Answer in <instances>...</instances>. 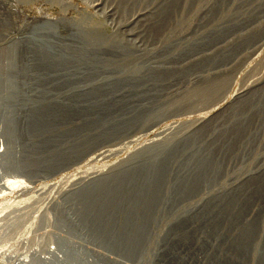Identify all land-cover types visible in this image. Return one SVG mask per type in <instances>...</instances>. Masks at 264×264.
<instances>
[{
    "label": "rangeland",
    "instance_id": "rangeland-1",
    "mask_svg": "<svg viewBox=\"0 0 264 264\" xmlns=\"http://www.w3.org/2000/svg\"><path fill=\"white\" fill-rule=\"evenodd\" d=\"M11 4L3 11L7 86L0 84V130L11 147L1 173L11 192L1 198H29L65 226L119 239L128 253L138 247L142 264H264V231L247 250L264 223V0ZM75 17L91 29L78 28ZM25 89L65 103L14 106L11 95L21 101ZM109 89L118 103L98 110L120 111L118 136L83 156L75 135L62 155L44 144L49 123H84L95 110L89 101ZM128 126L134 129L124 133ZM167 138L177 142L151 167L137 160L111 183L119 184L117 198L81 193L91 179ZM167 165L179 173L168 197L155 201ZM202 181L205 191L196 195Z\"/></svg>",
    "mask_w": 264,
    "mask_h": 264
},
{
    "label": "built area",
    "instance_id": "built-area-1",
    "mask_svg": "<svg viewBox=\"0 0 264 264\" xmlns=\"http://www.w3.org/2000/svg\"><path fill=\"white\" fill-rule=\"evenodd\" d=\"M35 208L21 202L5 212L0 264H142L138 247L135 253H127L119 239L98 235L85 226H65L55 221L57 214Z\"/></svg>",
    "mask_w": 264,
    "mask_h": 264
},
{
    "label": "water",
    "instance_id": "water-1",
    "mask_svg": "<svg viewBox=\"0 0 264 264\" xmlns=\"http://www.w3.org/2000/svg\"><path fill=\"white\" fill-rule=\"evenodd\" d=\"M176 22H174L173 24L174 28L180 23V20L178 19ZM97 75H99V78H102L104 73L98 72ZM29 91L30 90L28 89H25V91H23L24 98L21 101H19V99H16V97H18V93L12 94L11 96L15 98L14 106L20 108L40 104L65 103V99L62 96H44L40 98H33L30 95ZM114 93V89H109L104 93H99L93 99H91V101L89 102L95 105V110L93 112L85 114L86 120L82 124L68 126L62 123H49L45 130L47 138L43 141L44 144L48 145V148L54 149L56 153L62 155L68 151V147H65L63 145V139L65 137H69L71 135L78 136L85 132L90 133V136L92 137H100L104 132L109 133L114 131V129H118L122 124V115L119 110H107L106 112H101V110H98V108H103L104 106L109 107L118 103L119 99L115 97ZM2 103L3 99L0 98V105ZM36 118L41 117L37 115ZM56 137L59 138L60 142H54ZM176 142L177 139L167 138L164 140L156 141L141 148L140 150L131 154L129 158L125 159L119 167L115 166L110 171L101 174L85 183L81 188V193H83V195L85 196H88L89 198H117V186L119 184L116 183L114 186L111 184L112 182H119L121 180L120 177L122 176V173L129 170V168H131L137 160L141 161L140 168L147 170L155 163L159 154H161L164 150L173 147ZM178 173L179 171L177 169H174L170 165L166 166V173L164 174L156 188L155 201H162L168 197L171 181ZM206 186V181L200 182L196 188V195H201L205 191ZM133 187L139 190L138 186ZM263 231L264 223L261 221L257 225L255 238L247 246V250H250V248L255 246V239L257 235L261 234Z\"/></svg>",
    "mask_w": 264,
    "mask_h": 264
},
{
    "label": "bare ground",
    "instance_id": "bare-ground-1",
    "mask_svg": "<svg viewBox=\"0 0 264 264\" xmlns=\"http://www.w3.org/2000/svg\"><path fill=\"white\" fill-rule=\"evenodd\" d=\"M18 1V0H17ZM6 2V3H5ZM13 2H16V0H0V84L1 85H4V86H7V79H6V77H3L4 76V72H2V68L4 67V65L6 64V62H7V60L6 59H4V58H2L3 56H8V53H7V51H5L4 50V43L2 42L5 38H7L8 37V35H5L4 33H3V30H4V28L7 26V25H9L7 22H6V20H5V18H4V16H3V11H4V9H5V6L8 4H10V5H12L11 3H13ZM13 6H15V5H13ZM64 17L65 16H63V18H60V21H63V19H64ZM74 20H75V22H76V25H78V28H84V29H91V28H88V27H90L89 25H87L85 22H84V20H81V19H79V18H74ZM89 23V22H88ZM86 25V26H85ZM88 26V27H87ZM87 27V28H86ZM97 27V26H96ZM89 33V32H88ZM84 34V33H83ZM172 31L171 32H169L168 33V35H167V33H166V35L167 36H172ZM166 35L165 36H163V37H165L166 38ZM85 36V35H84ZM76 37V36H75ZM86 40V39H85ZM90 42V41H89ZM87 44H88V42H87ZM86 44V45H87ZM91 45V44H90ZM8 52H10V51H8ZM55 57V56H54ZM4 60V61H3ZM68 67V66H67ZM63 70H66L65 68H63ZM187 77V74L185 75V78ZM135 107H137V105H134V104H132V106H131V110L130 111H132V110H134V108ZM130 109V108H129ZM167 115V114H166ZM165 115L163 114V113H160V114H157L154 118H153V120H152V123H150V125H148V128H152L153 126H155L156 124H159V122L161 121V119L164 117ZM0 124H1V121H0ZM123 127V125L121 124L120 126H119V128L118 129H114V131H112V132H109V133H107V132H104L103 134H102V136H100L99 138H97L96 139V137H92V136H90V133H82V134H80V135H76V137H77V143H81L80 145H79V147H83L84 149H82L81 150V153H80V155L81 156H83V155H85V154H87V153H89V152H91L92 150H94L95 148H97L102 142H104L105 140H111V139H113V138H115L116 136H118L120 133H118V132H120L119 130L121 129ZM124 127H125V125H124ZM134 129V127L133 126H128L127 128H126V130H125V132L124 133H126V132H129V131H131V130H133ZM4 130V129H3ZM151 130V129H150ZM124 133H122V134H124ZM5 134H4V132L3 131H1L0 130V223H2V225H0V227H7V224H6V222H5V218L6 217H4V215H5V212H7V211H9V210H13V208H15L14 206H15V204H16V206H19L20 205V203L21 202H26L29 198H22V199H19L17 202H15V200L13 201V199H10V198H1V197H3V196H5L8 192H11V189L9 188V187H7L6 185H5V179H3L4 177L2 176L3 174L1 173L2 171H1V169H2V167H4L5 165H6V161H5V157H6V153H8L9 155H11V153L9 152V149L11 150V147H10V145L5 141ZM73 136V135H72ZM70 137L71 136H69V137H65L64 139H63V145L65 146V147H68V150H70L73 146H72V144L70 143ZM86 137H88V138H86ZM96 139V140H95ZM98 139H100V140H98ZM7 140V139H6ZM54 142H60L59 141V138L58 137H56V139L54 140ZM152 143V142H151ZM126 159V158H125ZM78 160V159H77ZM77 160H76V162H77ZM74 160H72V161H64V162H61L60 164H59V169H57L56 167H54V172H56V171H58V170H60L61 168H63L64 166H67V165H69V164H71L72 162H73ZM118 165V164H117ZM55 166V165H54ZM120 166V164L118 165V167ZM131 171V170H130ZM128 172H129V170H128ZM6 176V175H5ZM6 178V177H5ZM8 178V177H7ZM8 181V180H7ZM25 188H28V187H25ZM14 210H16V209H14ZM44 213H46V212H44ZM70 214V213H69ZM58 215V214H57ZM72 216V215H71ZM153 216V215H152ZM155 217V216H154ZM153 217V218H154ZM219 217V216H218ZM71 219H73V218H71ZM57 221V220H56ZM71 221V220H70ZM74 222V221H73ZM71 226H72V224H71ZM95 230H97V228L95 229ZM97 231H99V230H97ZM0 235H2V234H0ZM119 242H120V240H119ZM121 243V242H120ZM137 244V243H136ZM135 244V246H137ZM144 247V246H143ZM142 247V248H143ZM255 248H256V246H254V247H252L251 249H250V252L252 251V250H255ZM0 250H1V248H0ZM145 251H146V249H145ZM128 253V252H127ZM249 264V263H248Z\"/></svg>",
    "mask_w": 264,
    "mask_h": 264
}]
</instances>
